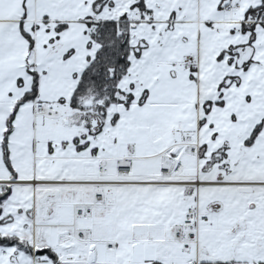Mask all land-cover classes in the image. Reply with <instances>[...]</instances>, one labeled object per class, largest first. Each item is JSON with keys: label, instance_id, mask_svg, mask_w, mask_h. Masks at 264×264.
Wrapping results in <instances>:
<instances>
[{"label": "snow or ice", "instance_id": "1", "mask_svg": "<svg viewBox=\"0 0 264 264\" xmlns=\"http://www.w3.org/2000/svg\"><path fill=\"white\" fill-rule=\"evenodd\" d=\"M0 264H264V0H0Z\"/></svg>", "mask_w": 264, "mask_h": 264}]
</instances>
